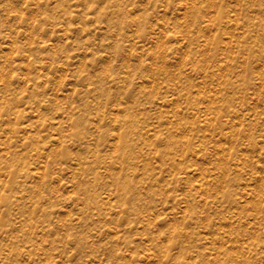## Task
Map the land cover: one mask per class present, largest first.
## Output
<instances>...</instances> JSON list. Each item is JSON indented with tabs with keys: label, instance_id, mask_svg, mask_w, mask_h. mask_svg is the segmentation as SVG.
Instances as JSON below:
<instances>
[{
	"label": "rangeland",
	"instance_id": "rangeland-1",
	"mask_svg": "<svg viewBox=\"0 0 264 264\" xmlns=\"http://www.w3.org/2000/svg\"><path fill=\"white\" fill-rule=\"evenodd\" d=\"M0 264H264V0H0Z\"/></svg>",
	"mask_w": 264,
	"mask_h": 264
}]
</instances>
